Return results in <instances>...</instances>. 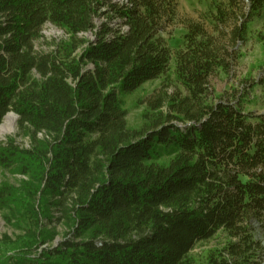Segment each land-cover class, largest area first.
<instances>
[{
	"label": "trees",
	"instance_id": "obj_1",
	"mask_svg": "<svg viewBox=\"0 0 264 264\" xmlns=\"http://www.w3.org/2000/svg\"><path fill=\"white\" fill-rule=\"evenodd\" d=\"M211 6L180 20L178 0H0V123L14 112L33 142L0 143V166L33 182L24 199L0 187V210L30 222L0 264H202L192 249L221 230L205 264L264 263V113L245 110L264 76L219 97L210 83L233 76L264 0ZM180 21L174 50L165 35ZM46 23L67 37L39 51ZM172 60L185 94L155 92L150 107L171 112L130 129L123 97ZM55 221L65 236L38 252Z\"/></svg>",
	"mask_w": 264,
	"mask_h": 264
},
{
	"label": "rangeland",
	"instance_id": "obj_2",
	"mask_svg": "<svg viewBox=\"0 0 264 264\" xmlns=\"http://www.w3.org/2000/svg\"><path fill=\"white\" fill-rule=\"evenodd\" d=\"M114 1L122 2L123 0ZM178 2L180 20H201L204 16H208L212 10L211 0H178ZM103 20L105 19L98 18L97 22ZM263 28L264 8L262 9L261 16L253 19L247 41L239 45L240 57L234 66L233 76L228 77L221 72L211 78L210 83L213 88L214 97L225 94L228 89L232 91L230 89L239 86L243 81H258L264 76V42L257 35L258 31L263 30ZM42 34L43 36L36 41V49L39 51H50L55 48L57 42L67 37L63 30L51 23H46L43 26ZM184 34V24L180 21L177 25L170 28L165 35L169 46L174 50L180 48L184 42ZM86 35L92 37L91 33ZM162 89H165L170 97L185 94V90L176 75V64L174 60L171 61L169 68L163 74L144 83L134 92L123 97V106L127 110L126 120L130 129L144 131L153 126L158 120V117L165 116L171 112L168 103L158 110L152 109L148 103V98H152L155 92H161ZM246 99L245 110L264 113V96L263 89L260 85H256ZM15 116V121L13 118L8 120V124L13 129L8 133L0 135V143H5L8 139H13L22 148H31L33 143L32 138L19 129L18 116L17 114ZM45 135L44 132L38 133L39 138H43ZM28 182L33 183L30 181L28 175H24L15 169H7L0 166V187L4 185L11 186L15 193H18L20 199H24L27 196L26 188L31 186ZM29 225V218L22 213L11 214L8 209L0 210V257L9 256L14 253L12 249L14 242L26 234ZM44 225L48 229L53 228L56 236L52 242L40 246L38 252H41L43 247L57 245L67 232V228L63 222L55 221L54 223H46ZM227 240L228 234L221 230L212 238L198 242L194 249H192L191 256L198 262L205 264L207 254L212 250L222 248Z\"/></svg>",
	"mask_w": 264,
	"mask_h": 264
},
{
	"label": "bare ground",
	"instance_id": "obj_3",
	"mask_svg": "<svg viewBox=\"0 0 264 264\" xmlns=\"http://www.w3.org/2000/svg\"><path fill=\"white\" fill-rule=\"evenodd\" d=\"M10 118H13L15 121L16 120L15 114L12 112H9L8 114H6L4 121L0 123V135L8 133L13 129V127L8 124V120Z\"/></svg>",
	"mask_w": 264,
	"mask_h": 264
},
{
	"label": "built area",
	"instance_id": "obj_4",
	"mask_svg": "<svg viewBox=\"0 0 264 264\" xmlns=\"http://www.w3.org/2000/svg\"><path fill=\"white\" fill-rule=\"evenodd\" d=\"M128 0H123L122 2H127Z\"/></svg>",
	"mask_w": 264,
	"mask_h": 264
}]
</instances>
